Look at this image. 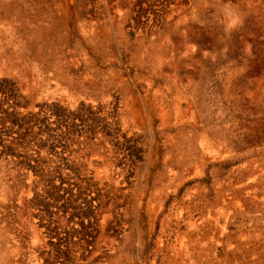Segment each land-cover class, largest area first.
I'll return each mask as SVG.
<instances>
[{
	"label": "rangeland",
	"instance_id": "1",
	"mask_svg": "<svg viewBox=\"0 0 264 264\" xmlns=\"http://www.w3.org/2000/svg\"><path fill=\"white\" fill-rule=\"evenodd\" d=\"M0 100V264H264V0H0Z\"/></svg>",
	"mask_w": 264,
	"mask_h": 264
},
{
	"label": "trees",
	"instance_id": "2",
	"mask_svg": "<svg viewBox=\"0 0 264 264\" xmlns=\"http://www.w3.org/2000/svg\"><path fill=\"white\" fill-rule=\"evenodd\" d=\"M6 102L7 100H0V105H3V109H0V127H3V125L5 127L2 131H6L7 136L9 135L12 139L17 137L19 130H23V132H21L22 134L30 133L32 124L28 111L20 113V111L15 108L14 103L10 105L6 104L4 107Z\"/></svg>",
	"mask_w": 264,
	"mask_h": 264
}]
</instances>
